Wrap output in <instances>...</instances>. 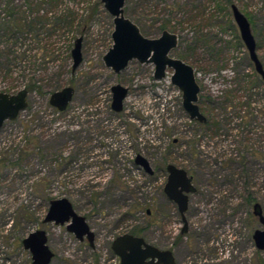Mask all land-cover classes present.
Listing matches in <instances>:
<instances>
[{"label": "rangeland", "instance_id": "rangeland-1", "mask_svg": "<svg viewBox=\"0 0 264 264\" xmlns=\"http://www.w3.org/2000/svg\"><path fill=\"white\" fill-rule=\"evenodd\" d=\"M50 1L0 0V92L35 85L25 109L0 127V264H29L20 240L37 228L53 252L48 264H117L110 242L131 231L170 250L176 264H264V248L251 238L261 228L253 203L264 217V80L229 7L223 0L123 3L143 36H158L164 22L177 35L170 55L194 69L198 96L213 100L201 106L210 126L187 118L171 70L153 80L152 64L131 60L117 73L104 66L112 22L98 0ZM230 1L248 20L264 70V0ZM45 11L47 24L39 22ZM197 35L203 39L194 42ZM77 37L81 60L71 70ZM116 83L127 88L119 112L109 107ZM64 86L73 94L58 111L48 97ZM227 94L233 101L225 108ZM137 153L151 175L133 163ZM166 163L183 168L195 187L184 232L162 191ZM61 197L84 216L92 246L64 224L42 222L49 200Z\"/></svg>", "mask_w": 264, "mask_h": 264}, {"label": "water", "instance_id": "water-1", "mask_svg": "<svg viewBox=\"0 0 264 264\" xmlns=\"http://www.w3.org/2000/svg\"><path fill=\"white\" fill-rule=\"evenodd\" d=\"M103 9L111 17L112 30L110 33L111 45L102 55L104 66L112 72L122 70L129 61L149 63L153 66L152 77L159 80L164 77L166 69H170L169 81L180 92L181 108L189 120L205 123L206 118L197 105L199 85L195 81L194 69L179 58L170 55L177 45V35L167 30H162L156 37L143 36L135 23L123 14L124 0H98ZM232 21L235 24L239 39L241 40L254 72L264 80V70L255 49V41L250 32L246 17L234 4L229 5ZM80 37L73 41L70 49L71 70L81 60ZM110 109L119 112L122 101L126 96V87L120 84L110 86ZM73 89L64 86L53 91L48 97L49 105L62 111L70 102ZM27 105V91L24 88L14 93L0 92V127L3 122L13 120ZM133 163L140 167L146 174L151 175L152 169L143 156L135 154ZM166 179L162 187L165 197L176 207L180 216L182 227L186 229L184 212L188 205V194L195 191L191 177L187 172L171 163L164 167ZM252 214L257 217L260 229H254L251 235L254 246L261 250L264 248V217L258 203L252 204ZM42 222L64 224L65 230L77 240L85 239L89 246L93 244L94 234L87 225L84 216L77 214L71 203L64 197L50 199ZM24 249L30 254L29 264H48L53 252L47 246L46 234L42 229H34L20 240ZM110 250L117 257V264H176L173 254L168 249H160L147 243L141 236L123 233L115 236L110 242Z\"/></svg>", "mask_w": 264, "mask_h": 264}, {"label": "trees", "instance_id": "trees-1", "mask_svg": "<svg viewBox=\"0 0 264 264\" xmlns=\"http://www.w3.org/2000/svg\"><path fill=\"white\" fill-rule=\"evenodd\" d=\"M46 0H39V5L38 6H40L42 3H44ZM224 1V4L226 5V6H228L229 7V5L230 4H232V2L230 1V0H223ZM49 4H51L50 6H54L55 4H56V0H51L50 2H49ZM217 10H219L220 12H222L223 10H224V8H222L221 7V5H220V2H219V5L217 4ZM35 12H37V11H35ZM46 13H47V11H45V15H44V17L39 21L40 23H46L47 22V19H46ZM29 17V16H28ZM31 19H28V18H26L25 19V21L26 22H29ZM31 22H35V20H32ZM47 24V23H46ZM10 26H12V25H9V27ZM166 27L168 28V24L167 23H161L160 24V27H159V29H160V32L162 31V30H167L166 29ZM173 29H174V26H173ZM10 30V29H9ZM168 31V30H167ZM11 33H13L12 31H11ZM7 34V33H6ZM200 36H203V35H197V37L194 39V42H197V41H199V40H201V39H203V37H200ZM190 49H192V48H190ZM182 60V59H181ZM32 87H35V85H33V84H29L28 86H26V87H24L25 89H26V91H28V90H30ZM206 98H204V97H201L200 95L198 96V100H197V103H198V107H199V110L201 111V113L203 112L202 111V109H203V107H201V106H203V104L205 103V101L207 100L208 102H213V100H210L209 99V97L208 96H205ZM226 101H228L229 103H231L232 104V101H233V97H231V95H226V100H225V103H223L224 104V107L225 108H228L229 106H227V102ZM215 103V102H214ZM242 103V104H241ZM238 102V104L240 105V106H243V105H245V102ZM204 110V109H203ZM203 114V113H202ZM206 118V117H205ZM200 125H210V126H214L216 123H214V122H208V119L206 118V121H205V123H199ZM130 234H133V235H138V233L137 232H130Z\"/></svg>", "mask_w": 264, "mask_h": 264}, {"label": "flooded vegetation", "instance_id": "flooded-vegetation-1", "mask_svg": "<svg viewBox=\"0 0 264 264\" xmlns=\"http://www.w3.org/2000/svg\"><path fill=\"white\" fill-rule=\"evenodd\" d=\"M138 63V62H137ZM139 64H149V63H139ZM167 70H170V69H166V71ZM166 71H165V73H166ZM153 72V71H152ZM165 73H164V76H165ZM153 78V77H152ZM164 78V77H163ZM162 79V78H161ZM154 80V79H153ZM160 80V79H159ZM116 84H118V83H116ZM25 89V88H24ZM127 89V88H126ZM109 90H110V88H109ZM28 92V91H27ZM127 94V93H126ZM111 97V96H110ZM110 107V106H109ZM165 167V166H164ZM153 173V172H152ZM191 177V176H190ZM192 180V179H191ZM191 183H192V181H191Z\"/></svg>", "mask_w": 264, "mask_h": 264}]
</instances>
